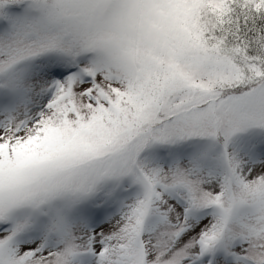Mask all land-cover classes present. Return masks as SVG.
Returning a JSON list of instances; mask_svg holds the SVG:
<instances>
[{
    "label": "snow or ice",
    "instance_id": "6c2138e0",
    "mask_svg": "<svg viewBox=\"0 0 264 264\" xmlns=\"http://www.w3.org/2000/svg\"><path fill=\"white\" fill-rule=\"evenodd\" d=\"M0 264H264V0H0Z\"/></svg>",
    "mask_w": 264,
    "mask_h": 264
}]
</instances>
